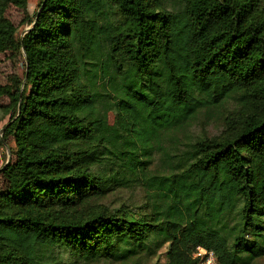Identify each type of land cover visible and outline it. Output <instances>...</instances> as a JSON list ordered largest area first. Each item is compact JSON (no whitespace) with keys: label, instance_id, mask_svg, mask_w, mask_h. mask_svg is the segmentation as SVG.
I'll return each mask as SVG.
<instances>
[{"label":"trees","instance_id":"1","mask_svg":"<svg viewBox=\"0 0 264 264\" xmlns=\"http://www.w3.org/2000/svg\"><path fill=\"white\" fill-rule=\"evenodd\" d=\"M8 5L27 0H0V52L24 54L23 90L0 84L16 147L0 168V264H54L57 249L264 255V0H41L21 37ZM228 103V134L177 149L176 133ZM136 185L144 207L96 202Z\"/></svg>","mask_w":264,"mask_h":264},{"label":"rangeland","instance_id":"2","mask_svg":"<svg viewBox=\"0 0 264 264\" xmlns=\"http://www.w3.org/2000/svg\"><path fill=\"white\" fill-rule=\"evenodd\" d=\"M41 0H27L26 9L8 5L5 10V15L16 26V37H21L30 25L24 18L32 19L35 12L39 9ZM24 54L23 51L5 50L0 52V84H7L12 88L23 90L24 85ZM9 99L7 96L0 97V168L7 162L14 159L15 144L12 135L9 132H4L5 125L10 119L15 116L13 107H8ZM227 112H224L221 117H206L204 113L198 115L185 129L176 133L179 139L176 145L178 150L184 149V143L196 137H218L222 134H228V122L224 119V115L235 117L239 111L233 103L226 105ZM113 113L109 114V120L112 121ZM161 160L158 153L154 154L153 162L158 167V162ZM156 167V168H157ZM3 186V178L0 175V187ZM145 187L141 185L117 188L109 192L103 198L96 202L107 206L110 209L117 208L121 204H127L132 207H144L147 203ZM165 246L160 248L159 252L154 257H132L130 259H99L95 261H82L74 258L68 252L57 249L55 254L54 264H165ZM252 264H264V255L256 258Z\"/></svg>","mask_w":264,"mask_h":264},{"label":"built area","instance_id":"3","mask_svg":"<svg viewBox=\"0 0 264 264\" xmlns=\"http://www.w3.org/2000/svg\"><path fill=\"white\" fill-rule=\"evenodd\" d=\"M192 256L198 261V264H220L212 249L202 246H196L192 249Z\"/></svg>","mask_w":264,"mask_h":264}]
</instances>
